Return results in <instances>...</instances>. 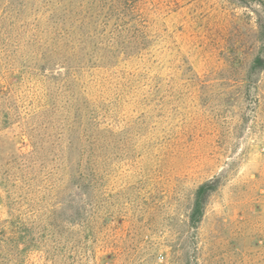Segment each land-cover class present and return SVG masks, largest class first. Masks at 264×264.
<instances>
[{
    "label": "rangeland",
    "instance_id": "obj_1",
    "mask_svg": "<svg viewBox=\"0 0 264 264\" xmlns=\"http://www.w3.org/2000/svg\"><path fill=\"white\" fill-rule=\"evenodd\" d=\"M56 1L0 0V179L10 175L0 184V264H264V0L133 2L127 17L146 44L151 88L134 122L123 118L105 142L87 205L95 232L83 243L35 231L14 242V225L51 194L72 193L60 184L28 202L17 181L26 170L13 161L29 154L27 124L56 84L38 67ZM109 1L89 0L90 13L106 15ZM210 180L216 189L191 229L194 192Z\"/></svg>",
    "mask_w": 264,
    "mask_h": 264
},
{
    "label": "trees",
    "instance_id": "obj_2",
    "mask_svg": "<svg viewBox=\"0 0 264 264\" xmlns=\"http://www.w3.org/2000/svg\"><path fill=\"white\" fill-rule=\"evenodd\" d=\"M135 1L110 0L101 18L99 12L95 16L90 13L89 0H77L74 5L72 0L67 4L57 0L48 7L38 67L42 71L49 69L47 78L56 84L47 87L49 106L27 124L29 154L21 153L22 158L13 161L26 170L17 181L32 192L28 202L46 191L57 190L60 184L64 190L72 187V193L64 197L51 194L33 219L14 225L10 229L14 242L21 243L35 231L46 236L76 234L83 243L95 232L89 224L87 205L91 193L101 186L100 158L105 142L117 139L123 118L127 117L128 124L134 122L132 112L142 101L138 100L139 94L151 88V65L143 47L146 44L139 48L138 24L133 22L135 17H127ZM99 5L104 6V0H99ZM111 20L112 26L107 29ZM105 53L112 58L104 59ZM262 62L258 58L255 66ZM53 114L58 115V126ZM38 117L45 121L42 131ZM8 164L11 162L5 163ZM9 177L0 180L9 181ZM216 186V181L210 180L196 188L188 215L191 229L199 226L207 199ZM73 225H77L76 229L70 227ZM31 245L28 241L26 248Z\"/></svg>",
    "mask_w": 264,
    "mask_h": 264
}]
</instances>
